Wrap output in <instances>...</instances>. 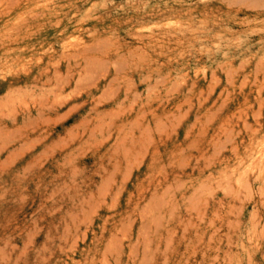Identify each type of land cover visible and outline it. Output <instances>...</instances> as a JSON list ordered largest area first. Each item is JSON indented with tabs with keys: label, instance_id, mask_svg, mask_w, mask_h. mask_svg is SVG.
Returning <instances> with one entry per match:
<instances>
[{
	"label": "rangeland",
	"instance_id": "rangeland-1",
	"mask_svg": "<svg viewBox=\"0 0 264 264\" xmlns=\"http://www.w3.org/2000/svg\"><path fill=\"white\" fill-rule=\"evenodd\" d=\"M0 264H264V0H0Z\"/></svg>",
	"mask_w": 264,
	"mask_h": 264
},
{
	"label": "bare ground",
	"instance_id": "bare-ground-1",
	"mask_svg": "<svg viewBox=\"0 0 264 264\" xmlns=\"http://www.w3.org/2000/svg\"><path fill=\"white\" fill-rule=\"evenodd\" d=\"M36 33V32H35ZM13 40V39H12ZM2 41V40H1ZM9 45H5V44H2V47H3V49L4 48H6V47H8ZM76 57V56H75ZM59 64V63H58ZM69 76V75H68ZM71 76V75H70ZM69 76V77H70ZM60 78V77H59ZM66 78H68V77H65L64 79L66 80ZM65 80H63V81H65ZM59 81V80H58ZM49 82H50V80H49ZM66 82V81H65ZM82 83V82H81ZM57 85H59V84H57ZM78 85V84H77ZM82 85V84H81ZM83 86V85H82ZM80 89V88H79ZM81 91V90H80ZM103 94V93H102ZM101 117V116H100ZM127 138V137H126ZM131 169V168H130Z\"/></svg>",
	"mask_w": 264,
	"mask_h": 264
}]
</instances>
